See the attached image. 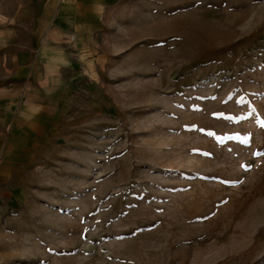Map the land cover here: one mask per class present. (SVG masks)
Returning a JSON list of instances; mask_svg holds the SVG:
<instances>
[{
    "label": "rangeland",
    "instance_id": "obj_1",
    "mask_svg": "<svg viewBox=\"0 0 264 264\" xmlns=\"http://www.w3.org/2000/svg\"><path fill=\"white\" fill-rule=\"evenodd\" d=\"M0 121V264H264V0H0Z\"/></svg>",
    "mask_w": 264,
    "mask_h": 264
},
{
    "label": "crops",
    "instance_id": "obj_2",
    "mask_svg": "<svg viewBox=\"0 0 264 264\" xmlns=\"http://www.w3.org/2000/svg\"><path fill=\"white\" fill-rule=\"evenodd\" d=\"M30 72H31V69L28 71V76H29ZM15 108H16V107H15ZM7 109H8V108H7ZM17 109H18V108H17ZM14 110H15V114H16V113H17V111H16V109H14ZM18 113H19V112H18ZM15 116H16V115H15ZM15 116H14V117H15ZM13 119H14V118H12L11 120H9V121H6V122H5V121H3V120H1V121H3V122H4V124H9V125H10V124L12 123V121H13V123H16V122H17V121H14ZM1 121H0V122H1Z\"/></svg>",
    "mask_w": 264,
    "mask_h": 264
},
{
    "label": "snow or ice",
    "instance_id": "obj_3",
    "mask_svg": "<svg viewBox=\"0 0 264 264\" xmlns=\"http://www.w3.org/2000/svg\"><path fill=\"white\" fill-rule=\"evenodd\" d=\"M262 127H264V125H262ZM209 135H215V133H209ZM246 167V166H245ZM225 183H227V182H225Z\"/></svg>",
    "mask_w": 264,
    "mask_h": 264
}]
</instances>
